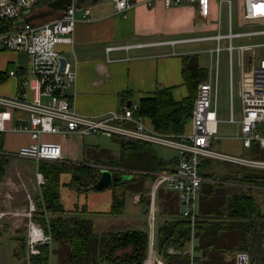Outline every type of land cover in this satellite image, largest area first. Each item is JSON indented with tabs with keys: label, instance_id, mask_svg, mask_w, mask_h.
Returning a JSON list of instances; mask_svg holds the SVG:
<instances>
[{
	"label": "built area",
	"instance_id": "built-area-1",
	"mask_svg": "<svg viewBox=\"0 0 264 264\" xmlns=\"http://www.w3.org/2000/svg\"><path fill=\"white\" fill-rule=\"evenodd\" d=\"M53 0H12L0 3V50L24 53L29 58V71L17 69L8 71L9 77H19V94L7 97L0 95V133H20L29 137L30 142L14 151V156L37 162H60L63 159L59 144L43 141L44 136L51 135H88L102 136L109 139H121L128 142H143L150 145L163 146L176 151L170 170L137 172L119 167V173L129 174L133 178L147 175L151 178L149 206L146 213L149 222L147 253L142 264H168L163 256L156 252L154 237V203L155 192L164 186L176 192L182 221L188 222L191 229L190 241L186 251L179 252L172 248L166 255H187L189 264H195L194 229L198 221L197 198L205 178L200 174V160L208 159L236 165L255 171H264V160L241 157L211 148L216 141L217 125V69L222 51L231 55L236 49L240 54L251 50L248 46H232L235 38L246 37L253 33L234 34L228 29L226 34L219 31L212 37L200 38L198 41H214L216 47L208 51L209 73L206 81L197 88L194 107L189 118L188 130L173 135L156 132L153 127L139 115V102L122 103L117 111L110 112L102 118L88 117L78 114L72 107L66 90L76 81L75 71L70 70L66 61L64 70H60L61 49L72 47L76 25L73 0L64 11L63 16L40 27L28 25L17 26L34 8ZM160 2L165 8L196 5L200 14L206 17L212 0H112L114 11L126 16L136 5L151 8L154 2ZM225 6L230 17L232 2L220 0L218 11ZM83 21L90 18L89 8L81 10ZM242 17L251 22L264 19V0H243ZM263 34L264 31L257 32ZM187 40L186 42H190ZM185 42V41H183ZM227 42L226 47H221ZM171 44H175L172 42ZM130 46L121 47L129 49ZM107 48L106 51H112ZM240 116L234 114L230 99L229 114L226 123L238 125L236 139L245 149L256 144L264 149V54L255 63L247 65L242 72L240 88ZM22 112L27 120L9 129L4 126L6 112ZM36 184H44L42 173L37 169ZM5 185L11 186L9 180ZM137 202L140 195L134 196ZM35 206L30 202L28 210L17 215L27 218L25 224V246L27 260L38 255V247L50 243V237L44 233L40 223L34 220ZM16 214V213H14ZM29 264V263H28Z\"/></svg>",
	"mask_w": 264,
	"mask_h": 264
},
{
	"label": "crops",
	"instance_id": "crops-1",
	"mask_svg": "<svg viewBox=\"0 0 264 264\" xmlns=\"http://www.w3.org/2000/svg\"><path fill=\"white\" fill-rule=\"evenodd\" d=\"M132 1L142 2L144 0H132ZM219 1L212 0L210 11L206 17H203L200 14L198 7L196 5L184 4L180 7L165 8L158 1L154 2L151 8H147L145 5H136L126 13L125 17H123V15L121 14H117L114 11L112 0H103L96 5L89 7L90 18L88 21H83L81 19L82 16L81 11L76 12L75 19L77 22L74 30V43L72 47H65L61 49L62 57L65 58V60L69 64L70 70L75 71L77 75L75 84L71 85L66 90V96L68 99L72 100L71 103L74 110L78 114L83 116L102 118L108 115L110 112L117 111L122 103L124 102L140 103V100L151 97L155 92V90L160 88H170L173 100L175 102H180L183 98L187 96V90L186 87L184 86L183 78L181 74L182 58L186 56H195L198 62L199 54L201 53L207 54L208 52V51L206 52V50H201V48H199V45L215 43L214 41H198V39L205 37H212L215 34H217L218 31L220 32L222 9L220 10L219 13L218 11ZM238 9L242 15L243 0L239 1ZM241 23H246L255 27H264V19L247 22L244 21L242 17ZM228 29H230L232 32L231 13H230V17H228L227 32ZM260 31H264V28L244 32V33H253V34L240 38H263L264 37L263 34H257V32ZM187 40H191V41L186 42ZM172 42H174L175 44H171ZM124 46H130V48L127 50L121 49V47ZM242 46L251 47V50L246 51L243 54H240L236 49H234L231 55L228 54V59H229L228 114L230 108V99H232V105H233V76H232L233 53L236 51V54L238 56L237 66L240 71V77L238 82V93H239L243 69L247 65L251 63H255L257 59L264 54V43L242 45ZM107 48H113V50L107 52L106 51ZM9 61L10 60H7L6 58V61L3 62L1 66L2 70L0 68V74L4 76V79L0 81V95L12 97L19 94L20 92V88H19L20 78L9 77L8 71L17 70L21 68L27 69L29 71V69L28 67L4 68L5 64L6 65L12 64V62ZM28 64H29V58H28ZM218 65H219V61H218ZM208 73H209V64L204 81L207 80ZM217 80H218V69H217ZM125 98H127V100ZM233 110H234V105H233ZM216 111L218 117V85H217ZM234 114H235V110H234ZM239 116H240V109H239V114L236 117L238 118ZM143 118H145L146 121L153 127L151 121L148 118L146 117ZM189 118L186 119L185 121L184 131L188 130L189 128L188 127ZM25 120H27V115L25 113L15 112V111L6 112L4 116V126L5 128L9 129L11 127L17 126L19 123ZM225 121L222 122L228 124ZM228 125H234V124H228ZM234 126L236 127L237 130L233 136L224 138V137H218L216 135L217 137L216 141L212 142L211 148L213 150H216L215 145L217 142H218L217 147H219L218 146L219 141L228 140L230 142H235V144L238 145L239 151L236 152V154L234 155H240L241 157L248 156L247 158L255 157L252 159L264 160V149L258 148V151L254 152L251 149L252 147L250 149H245L241 146V143L236 139V135L238 134L239 127L238 125H234ZM0 134L3 135V147L0 153L8 160L10 157H15L13 153L14 151H16L18 147L22 145H26L30 142L29 137L25 134H20V133H8V134L0 133ZM217 134H218V129H217ZM85 136L88 135H83V136L78 134L71 136L54 135L48 137V141H45L43 137V141L48 143L59 144L61 146L62 154H63V159L62 161H60L61 163L63 162L66 164L70 163V164L88 165L83 160L85 157V150H84L85 143L83 142V137ZM94 137H100V136H94ZM110 140L119 144V149L122 156L120 161H118V163L115 164H118L120 165V167H122L121 164L123 163L126 157H124L122 154L120 141H124V140L115 139V138ZM89 144H93L95 147H97L95 143H89ZM147 146L150 147L151 149L153 145L147 144ZM101 150H105V149H101ZM226 153H231V152L227 151ZM172 162L173 160L167 162L168 166L166 167L165 170H170ZM217 163H223V162L218 161ZM213 164H215V160L201 159L199 170L201 166H204L203 170L206 169V171L211 172L208 174H213L214 173ZM223 164L229 165L226 166L228 168L222 170L223 172L226 171H228V173L240 172L243 176L237 177V175L235 176L234 173L230 174L231 176H233L232 178H234L233 182L235 184L230 185L231 189H228V192H226L228 193V195L226 196L227 197L226 200L223 203H219L217 205L213 203L212 198H210V196L206 198L204 196L205 193L214 192V193H219L221 196H224L225 192L215 191L214 183L204 182L201 185L199 195L197 198L198 221L205 223L202 224V228L207 229L208 227L212 226V221L214 222L216 221L214 220L215 218L221 217L222 219H224L219 221L221 222L220 223L221 228L234 230L238 227H241L243 229L247 225V223L250 224L252 222V218L248 217L240 220H235L231 216H229L226 213V211L229 208L234 197L242 196V195L252 196L250 195L249 191L255 189V187L253 186L255 185L257 186V184L256 182H253V180L250 181V179H245V175H247L243 173L246 172L245 168L236 165H231L228 163H223ZM103 165H107V164H103ZM109 165L111 164H108V166ZM88 166H92V165H88ZM98 166L99 165L93 167L97 168ZM37 169L39 170V167H37ZM258 172L262 173L261 175L262 179H258V180H261L264 183V171H258ZM64 175L68 176L67 174ZM62 176L63 175H61L60 177L61 186L59 189L60 203L63 208V214H61V216H65V217L73 216L77 218L86 219V217H91L88 215H93V214L111 215L109 214V208L112 200V194L109 189H106L108 190V193L107 191L106 193L105 192L98 193L99 195H94L92 199L94 202L96 198L106 199L108 201L107 203L108 208L106 209V211L103 212V211L90 210L88 207H86V205H79L78 203L73 204L72 199H74L75 196L73 194L71 195V191H69L64 186V184L67 183V180L66 182H63ZM203 177L205 179L210 180L209 179L210 177L208 178L206 176ZM34 178H35V174H34ZM137 178L138 179H136V181L130 184L129 186L130 190L127 191L126 197L127 196L134 197L135 195H140V201L136 202V204H141L143 208L142 203L145 202L146 198H149V194L151 191V178L147 175H144V177L141 176ZM140 182L143 183V189L137 191H131V185L135 183L138 184ZM211 186L213 187V191ZM261 191H264V186ZM159 193L163 194L165 197V202L167 201L169 203V207H170L169 220L182 221V219H180L179 217L181 208L178 203L176 192L171 191L164 186H161L154 194V198H153L154 216L156 215V195ZM90 195H91L90 192L88 194H83V196H85V199H87ZM38 197H40L39 186H38V195L36 198L38 199ZM142 199L145 200L142 202ZM63 201L67 203L66 204L67 206L63 203ZM257 203L260 207V213L264 217V210H263L264 208L262 209L263 206L261 204V203L264 204V200L263 202L259 201ZM12 205L13 207L10 206V208H12L16 214H11L10 217L12 216L16 219L12 221L11 224H9V226H5L4 229L0 231V233L3 235L0 237V240L2 239L9 240L13 244V249H12V256H13L15 244L11 241V239L13 236H21L22 232L20 230L21 229L20 227L22 225H25L27 222V218L25 216L17 215V214L22 213V211L24 210L26 211L28 207V203L26 201H21L20 199L15 198ZM176 206L180 208V211L172 212L173 210L171 209L173 207L175 208ZM88 220L92 221L90 218H88ZM253 221L256 231H254V229L251 231L253 234L251 233L250 239L251 241L255 242V246L258 247L259 252L256 253L255 249L254 251L252 249L253 251L252 256L251 255L249 256V254L247 253L237 254V256L241 254L245 255L247 258V264H249L248 259L251 257L252 260H254L257 263L259 259L264 257V218L263 219L254 218ZM208 222H210L211 224H207ZM92 223H93V232H94V222L92 221ZM154 224H155V218H154ZM148 230L146 232L147 234H148ZM229 233L235 235L233 232H229ZM242 233H244V230L242 231ZM9 234H13V236L8 237ZM94 234L98 236L102 235V234H97L95 232ZM155 246L157 248L156 234H155ZM25 252H26V246H25ZM237 256H236V263H237ZM26 257H27V253H26ZM25 262L28 264L27 258L25 260H16L14 264H25Z\"/></svg>",
	"mask_w": 264,
	"mask_h": 264
},
{
	"label": "trees",
	"instance_id": "trees-1",
	"mask_svg": "<svg viewBox=\"0 0 264 264\" xmlns=\"http://www.w3.org/2000/svg\"><path fill=\"white\" fill-rule=\"evenodd\" d=\"M181 74L184 86L187 90V96L180 102H175L172 98L170 88H160L155 90L149 98L140 100L139 115L148 118L151 121L156 132L161 134H180L184 131L186 119L192 113L197 86L204 81L206 72L200 68L195 56H186L182 58ZM4 76L0 74V81ZM127 100V98H125ZM3 147V135L0 134V151ZM124 157H133L141 151H152L147 144L142 142H122L120 143ZM254 152L258 151V146L252 144ZM153 154V152H152ZM9 165L6 157L0 153V182L5 175V170ZM120 166L118 164L113 167ZM168 163L155 157L152 160V171L165 170ZM39 171L44 178V184L39 187L40 197L35 201L34 220L40 223L44 233L50 237V243L39 246L38 255L28 258L29 264H50L52 255L59 258L58 264H142L147 253L148 235L141 230H128L125 232L105 233L96 235L93 232L92 221L84 218L65 217L60 203V177L67 174L69 181L64 186L77 194H88L94 191L93 187L99 180V171L96 167L83 164H70L61 162H44L43 166L38 165ZM204 166H201L199 172L211 177L214 174H203ZM245 175V179L250 181L262 179L258 174ZM243 176V175H242ZM144 177V176H143ZM146 178V176H145ZM133 178L130 181H124L119 184H113L109 190L112 194V200L109 208V214L113 216L121 215L125 209V198L127 187L136 181ZM145 199H142V202ZM226 213L235 220L251 217L252 222L243 228L244 242L241 249L235 250L232 254L247 253L252 256L258 253V247L251 241V231L254 229V218L264 217L260 213V207L253 196H236L233 198ZM203 222L197 221L194 229V237H200L202 241H209L205 248H211L212 226L202 228ZM207 224H211L208 222ZM71 225L74 227L71 228ZM224 229V228H222ZM253 234V233H252ZM2 234H0V237ZM157 248L156 252L163 256L168 264H189L187 255H166L168 249L175 251H186L191 237V229L188 222L181 220H169L162 222L157 228ZM11 241L15 244L13 256L16 260H25V237L13 236ZM254 242V243H253ZM255 246V248H254ZM253 249V251H252ZM249 264H256L252 257L248 259ZM236 263L233 258L232 264ZM25 264H27L25 262ZM257 264H264V257L258 260Z\"/></svg>",
	"mask_w": 264,
	"mask_h": 264
},
{
	"label": "rangeland",
	"instance_id": "rangeland-1",
	"mask_svg": "<svg viewBox=\"0 0 264 264\" xmlns=\"http://www.w3.org/2000/svg\"><path fill=\"white\" fill-rule=\"evenodd\" d=\"M219 1V0H218ZM232 1V10H231V20H232V32L234 34L244 33L248 31H252L255 29H262L264 27H255L246 23H241L242 15L239 12L238 5L240 0H231ZM228 28V17L226 7H222L221 13V34H226ZM264 43L263 38H236L232 42L233 47H238L242 45H251ZM227 42H222L221 47H226ZM216 47V43L203 44L199 45L201 50L209 51L210 49H214ZM237 54L236 51L232 56V76H233V105L236 116L239 114L240 109V100L238 98V82L240 77V71L237 66ZM10 60L12 64H5L4 68H17V67H28V58L24 54L20 52H11V51H0V68L3 62ZM209 64V55L208 52L199 54L198 65L205 69V72L208 70ZM2 70V68H1ZM4 70V69H3ZM218 119L219 123L217 125L218 129V137H231L236 132V127L234 125H228L223 123L227 119L228 115V107H229V59L228 53L222 51L220 53L219 65H218ZM54 136V135H51ZM48 137L44 136V140L48 141ZM83 142L85 143V157L84 162L88 165L92 166H102L106 168H114L112 165L118 163L121 159V153L119 149V144L114 141L106 138V137H94V136H85L83 137ZM123 141H120L122 143ZM95 143L97 147L93 144ZM215 143V142H214ZM218 143V142H217ZM216 150L222 152H231L232 154H236L238 152V145L235 142H230L228 140L219 141ZM88 144V145H87ZM93 148V149H92ZM105 149V150H101ZM153 154L158 159L163 161L170 162L175 157L176 153L174 150L163 147L153 145L151 147ZM92 151V152H91ZM90 156H89V155ZM93 156V157H91ZM248 156H245L247 158ZM255 158V157H252ZM9 165L5 170V175L0 183V231L4 229L5 226H9L12 221L16 218L10 217L11 214H14L15 211L10 208L13 207L12 203L14 199L18 198L21 201H26L28 203L27 210L29 208L30 202L32 204L35 203L36 197L38 195V186L35 183L34 174L38 167V163L33 160L21 159L17 157L9 158ZM213 164L214 175H212L208 180L206 179V183H214L215 191H224L225 195L221 196L219 193H205V197L212 198L214 204L223 203L226 200V196L228 195V189H231L230 185L235 184L233 182L230 174L234 173L237 177L242 176L240 172H223L225 168H228L226 164L217 163ZM107 164V165H103ZM108 164H111L108 166ZM44 162H40V166H43ZM246 169V172L249 175H262L261 172ZM244 171V170H243ZM242 172V171H241ZM111 173L114 175H120L119 172L111 170ZM211 173L203 170V174ZM227 179V180H226ZM9 180L11 186L5 185V182ZM63 182L69 181V176H62ZM257 186L255 189L249 191L250 195L254 196L257 202L264 200V191H261L264 183L261 180L255 181ZM218 184V185H217ZM135 185V186H134ZM212 187V186H211ZM143 189V183H135L131 185V191H137ZM127 190H130L127 187ZM71 191V190H69ZM108 193V190L98 191V192H90V196L85 199L83 194H77L74 191H71V195L75 196L73 200V204L86 205L90 210L103 211L105 212L108 208V201L104 198H96L95 202L92 200L94 195H99L98 193L105 192ZM213 191V187H212ZM136 200L133 196H127L125 200V210L122 215L111 216L107 214L102 215H88L91 217H86V219L90 218L94 222V232L97 234H105V233H116V232H125L128 230H141L147 232L149 228V222L147 219V215L142 213V205L136 204ZM66 205L67 203L63 201ZM135 203V204H133ZM107 204V205H106ZM144 205V202L142 203ZM262 204V209L264 208V204ZM175 205V204H174ZM67 206V205H66ZM177 207V208H176ZM171 210L172 212H179L180 208L176 206ZM11 210V211H10ZM14 212H13V211ZM177 210V211H176ZM264 210V209H263ZM170 207L169 203L165 202V197L163 194L156 195V215H155V224H154V237L157 233V227L162 222L170 219ZM215 222L212 221V230L210 232L211 235V248H205L209 241L205 242L200 240V237L195 239V264H232L233 258H236V254H232L235 250L241 249L244 242V233H242L243 229L238 227L234 230L230 229H222L221 228V217L215 218ZM106 221V222H103ZM106 223V224H103ZM21 236H26V228L25 225L20 227ZM233 232L235 235L229 233ZM1 234V233H0ZM3 236V235H2ZM13 236V234H9L8 237ZM13 244L9 240H0V264H14L16 260L12 256ZM59 257L57 255H52L50 258V264H58Z\"/></svg>",
	"mask_w": 264,
	"mask_h": 264
},
{
	"label": "water",
	"instance_id": "water-1",
	"mask_svg": "<svg viewBox=\"0 0 264 264\" xmlns=\"http://www.w3.org/2000/svg\"><path fill=\"white\" fill-rule=\"evenodd\" d=\"M12 0H0L7 2ZM103 0H73V9L79 12L83 9L92 7ZM71 4V0H53L44 5L38 6L28 13L22 21L16 23L17 26L28 25L31 27H40L63 16L66 8ZM66 64L65 58L60 59V70L63 71ZM155 155L151 151H141L136 153L133 157H126L121 166L127 170H134L137 172H147L151 169V161ZM99 180L94 185V191H103L109 189L113 184H119L124 181H130L133 177L129 174L121 173L119 176L111 173L113 168H106L98 166ZM149 198H146L142 213L145 215L148 211ZM74 226L71 225V228ZM236 264H247V258L241 254L237 256Z\"/></svg>",
	"mask_w": 264,
	"mask_h": 264
},
{
	"label": "flooded vegetation",
	"instance_id": "flooded-vegetation-1",
	"mask_svg": "<svg viewBox=\"0 0 264 264\" xmlns=\"http://www.w3.org/2000/svg\"><path fill=\"white\" fill-rule=\"evenodd\" d=\"M119 167H120V166H117V167L115 166V167L113 168V169H114L113 171H117V172H118L117 169H118ZM119 174H121V173H119Z\"/></svg>",
	"mask_w": 264,
	"mask_h": 264
}]
</instances>
